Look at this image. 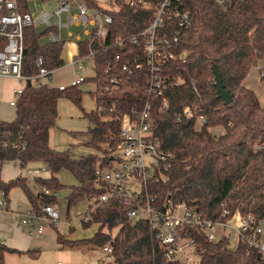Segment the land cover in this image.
Segmentation results:
<instances>
[{"label": "trees", "instance_id": "1", "mask_svg": "<svg viewBox=\"0 0 264 264\" xmlns=\"http://www.w3.org/2000/svg\"><path fill=\"white\" fill-rule=\"evenodd\" d=\"M16 1L19 12L26 14L29 2L51 0ZM56 1L83 2L112 18L103 43L98 42L94 30L77 42L78 57L93 59L91 80L96 89L90 94L96 108L101 106L105 110L100 114L96 111L84 114L92 124L88 145L101 151L105 146L106 150L101 157L90 154L73 159L68 150L49 146V132L58 116V100L66 97L79 107L82 93L77 86L67 85L59 90L58 86L45 83L37 88L26 86L15 103L14 118L0 120V162L18 160L22 167L36 162L45 165L50 176L37 177L34 182L37 187L51 192L65 188L57 175L63 170L70 172L77 185L69 188V208L104 191L96 180L95 170L111 164L110 155L118 144L121 117L133 109H142L150 101L153 133L162 150L171 156L170 167L151 186V191L159 197L172 193L176 200L195 205L208 218H216L221 205L230 213L239 209L243 215L264 218V107L256 93L243 85L250 70L264 58V0H230L225 8L213 0H180L182 9L192 17L176 49L187 53L185 62L169 61L162 64V68L165 75L179 77L183 82L167 90L168 106L162 112L159 111L160 100L145 92L143 47L127 40L152 23L155 8L162 0H144L150 8L137 1L129 5L123 0H114L116 10L101 8L94 0ZM162 27L158 35H170L176 24L174 20H164ZM49 33H57V29L50 26L37 32L35 26L24 28L23 75L32 77L40 68L53 72L64 66L61 58L64 40L41 42ZM117 39L125 40L123 47L116 45ZM37 58L42 60L40 66L36 64ZM139 63L141 68L137 69ZM212 67L217 68L224 90L232 98L228 105L218 98ZM113 79L115 83L111 82ZM105 87H108L107 92L102 91ZM185 107L192 109L193 117L176 120ZM199 115L206 118L202 126L197 122ZM23 143L26 144L24 150L13 148ZM13 188L25 193L30 209L36 214L43 204L54 206L56 203L53 195L31 192L28 180L23 177L8 182L0 179V190L5 196ZM126 211L118 199L96 207L88 214L86 222L81 221L84 228L97 225L94 234L87 239L66 238L51 224L56 242L69 249H100L108 245L112 258L108 264H177L166 259L164 248L147 223L131 222ZM67 233H72L71 227ZM191 235L195 237L200 264L264 262L257 251L243 245L231 250L227 241L212 243L201 234L193 232ZM13 251L0 244V264H4V254Z\"/></svg>", "mask_w": 264, "mask_h": 264}, {"label": "built area", "instance_id": "2", "mask_svg": "<svg viewBox=\"0 0 264 264\" xmlns=\"http://www.w3.org/2000/svg\"><path fill=\"white\" fill-rule=\"evenodd\" d=\"M123 1L129 5L137 1L147 8L151 7L144 0ZM213 1L222 8L230 4V0ZM51 16L56 18L53 24L49 21ZM62 17L65 18L64 21ZM164 20L175 21L176 27L170 35L165 33L158 35L159 30L163 28ZM191 22V14L182 9L180 0H162L155 8L152 23L137 36L127 39L133 45L141 44L143 47L146 57L145 92L160 100L161 112L168 106L166 92L183 82L179 77L172 78L165 75L162 64L174 60L185 62L187 53L177 52L176 49L179 39L185 37L184 31L190 27ZM40 24L57 29V33L47 35L48 41L61 40L60 31L63 28L82 27L80 31L82 35L87 37L91 30H94L98 42L103 43L108 27L112 24V18L108 14L89 8L83 2L73 1L58 2L52 12H42L35 21L30 13L19 12L16 0H0V77H13L21 83V86L14 91L13 100L9 102L12 107L15 106L27 82L37 88L51 78L52 72L42 68L32 77L21 73L24 28ZM124 42L125 40L121 39L115 40L119 47H123ZM79 60L77 58L73 63L77 65ZM36 64L37 66L42 64L41 58L36 59ZM136 68L140 69L141 64H137ZM261 74L264 76L262 69ZM84 79L80 75L71 80L69 86H78L84 82ZM111 82L116 81L113 79ZM192 86L194 87L193 82ZM64 87L65 85L58 86L59 90ZM102 91L107 92L108 87ZM152 110V103L148 101L142 109H133L129 114L121 117L118 144L110 155L111 164L95 170L96 180L104 191L97 196L87 198L89 205L83 221H87L88 214L96 207L118 199L127 208V219L131 222L147 223L155 239L164 248L166 259L170 262L200 264L195 237L191 235L193 232L203 235L212 243L227 241L229 245L231 239L235 238L236 247L243 245L246 249L255 250L264 261V218H257L253 214L243 215L239 209L230 213L223 205L216 218H208L195 205L176 200L172 193L159 197L157 193L151 191V186L159 180L163 171L170 167L171 158L169 153L162 150L159 139L153 133ZM96 112L100 114L105 110L98 106ZM193 114L190 107H185L177 114L176 120L190 119ZM197 122L202 126L206 123V118L199 115ZM25 146L26 144L23 143L21 146L13 145V148L22 151ZM23 168V177L32 181L34 186L37 177L41 174H50L45 165L31 169L25 165ZM36 191L43 195H55V192L45 187ZM5 197L4 192L0 190V208L6 207ZM59 222V214L53 206L43 204L38 214L31 209L25 214H20L18 226L24 232L43 236L46 223L57 226ZM100 250L103 255L99 262L111 263V248L105 245Z\"/></svg>", "mask_w": 264, "mask_h": 264}, {"label": "rangeland", "instance_id": "3", "mask_svg": "<svg viewBox=\"0 0 264 264\" xmlns=\"http://www.w3.org/2000/svg\"><path fill=\"white\" fill-rule=\"evenodd\" d=\"M100 7L106 8L108 10H116L117 7L114 4V0H95ZM54 1L48 2L43 5L41 2H36V4L30 5L31 15L35 21L38 20L39 15L43 11L52 12L56 7ZM65 18L62 17V21ZM50 23L53 24L56 21L54 16H51L49 19ZM45 25L40 24L35 26L37 32H42L45 30ZM80 28H63L61 30L62 39L70 40L75 42L74 37H67L69 32L73 34L76 31H81ZM42 43L47 42V37H43L41 40ZM80 67V68H79ZM260 69V70H259ZM261 69L264 72V60H261L254 68L250 70L246 79L243 81V85L253 90L257 97L259 98L261 106L264 107V80H262ZM77 71V72H76ZM82 75L86 78V81L80 83L77 88L81 91V101L80 106L73 104L71 100L66 97H61L57 103V120L55 126L50 130L49 134V146L56 150L64 151L68 150L69 155L73 159L85 158L90 154L96 155L98 157L102 156V151L106 150L105 146H102L101 150H96L95 148L88 145L91 139L90 130L92 129L91 122L85 117L84 114L96 111V105L94 98L91 96L90 91L96 89L95 83L91 80L94 77V66L93 59L88 58L82 60L75 66V68H60L55 71L53 78L55 83L61 82L64 85H68L70 81ZM17 86V83L10 80H5V78L0 77V120H8L14 117V108L8 105V101L11 97L10 90L12 87ZM217 133H221L218 131ZM29 167V166H28ZM30 169L32 167H29ZM24 170V169H23ZM22 170V175H23ZM44 174H41L43 176ZM60 183H62L65 188L55 192L56 203L54 205L55 209L58 211L61 216V220H68L72 228V233L69 235V239H87L90 238L97 229V225L91 224L88 227L84 228L81 221L83 220L82 213L86 210L89 205L86 198L76 202L67 208V196L70 193L69 188L76 186L77 182L70 172L63 170L57 175ZM27 180V179H26ZM28 187L31 192L37 193L36 185L34 186L33 182L28 180ZM19 197L25 195V193L19 188L18 190ZM25 199V196L24 198ZM24 201V200H23ZM19 204L22 207V210L28 208V204L19 200ZM63 222V221H62ZM61 224V223H60ZM117 229L112 232V235L116 233ZM53 230H49L51 237H53ZM217 239V234L215 233ZM47 243L52 245L49 238L46 240ZM237 246V241L235 238H232L229 242L228 248L234 250ZM85 248V249H84ZM75 250V249H74ZM77 250V249H76ZM83 250V251H82ZM77 252L80 255V258L74 259V263L84 261L86 264H97L99 259L102 257V252L99 248L86 249V247L78 248ZM74 257V256H72ZM57 261L61 263L63 260L56 256L50 254H45L42 257V262L44 264H56Z\"/></svg>", "mask_w": 264, "mask_h": 264}, {"label": "crops", "instance_id": "4", "mask_svg": "<svg viewBox=\"0 0 264 264\" xmlns=\"http://www.w3.org/2000/svg\"><path fill=\"white\" fill-rule=\"evenodd\" d=\"M51 1H54L56 4L58 3L56 0H51ZM51 1H49V2H51ZM36 2H39V1H31L28 3V10H29L30 14H31L30 5L36 4ZM47 3H42V4L45 5ZM96 4L99 6V4L97 2H96ZM101 8H103V7H101ZM104 9H106V8H104ZM70 34L71 35L70 36L68 35L67 37H74L75 42H72L70 40H64V45H63L62 52H61V58L64 61L63 67L72 69V68H75V66H76V64H74L73 62L75 61V59L79 58L78 57L77 42L85 36L81 35L80 33L73 34L71 32ZM60 36H61V40H63L61 31H60ZM47 41H48V38H47ZM88 58H91V57H87L84 59L79 58L80 59L79 62L82 60H86ZM263 60H264V58H263ZM55 71H53L51 73V78L49 79V81L47 83L53 87L64 85L61 82L55 83L54 78H53V74L55 73ZM78 76H80V75H78ZM75 78H73V79H75ZM5 80H10V81L12 80V81L17 83V86L12 87V89L10 90L11 97L8 101V105H9V102L13 100L14 91L18 87L21 86V83L13 77H5ZM65 86H67V85H65ZM91 92H93V91L91 90L90 93ZM10 107H12V106H10ZM12 119L4 120V121H11ZM49 134H50V132H49ZM26 166L34 168L36 166H43V164L36 162V163H28ZM23 169L24 168L20 165V162L17 160L2 161V162H0V179L3 182H8V181L16 179L18 177H23V175H22ZM49 176H50V174H44L43 176H40V177L48 178ZM28 183H29V181H28ZM18 189L19 188H13L12 190H10L8 192L7 196L5 197L6 207L0 208V244L6 246L9 249L15 250L13 252H6L4 254V264H44L42 262V257L45 254H50L52 256H56V257L61 258L63 260L62 263L60 261H57L56 264H86V262H84V261H80V262L78 261V262L74 263V261H75L74 259L80 258L79 257L80 255L77 254V252H80V251H77L78 249L74 250V249H69V248H62L56 242V232L53 230L52 225L50 223L45 224V232H44L43 236H36L35 234H29V233L24 232L20 229V227L18 226L20 214H25L26 212H28L30 210V206H28L27 209H24V211L22 210V207L19 204V200L27 203L28 205H29V203H28L25 195H23L22 197H19V194L17 191ZM24 196H25V199H23ZM53 208L55 211H57L54 206H53ZM87 208H88V206H87ZM87 208H86V210H84L82 212V213H84V215L87 211ZM59 217H60V222L56 226L57 231L60 234L65 235L66 238H68L69 235L67 232H68V228L70 227V224L67 222L68 220H66V219L61 220L60 215H59ZM49 230L54 231L53 237H51ZM48 238L50 241L52 238V242H53L52 245L50 243H47L46 240ZM72 256H74V257H72Z\"/></svg>", "mask_w": 264, "mask_h": 264}, {"label": "water", "instance_id": "5", "mask_svg": "<svg viewBox=\"0 0 264 264\" xmlns=\"http://www.w3.org/2000/svg\"><path fill=\"white\" fill-rule=\"evenodd\" d=\"M212 72L214 75V86L217 91L218 98H220L225 105H228L232 102L231 96L224 90L223 83L220 77V74L216 67H212ZM30 83L27 82V86H29Z\"/></svg>", "mask_w": 264, "mask_h": 264}]
</instances>
